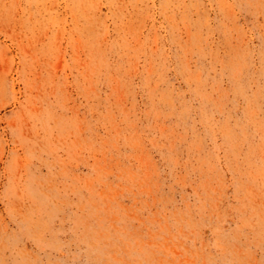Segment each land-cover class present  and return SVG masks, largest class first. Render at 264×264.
Returning <instances> with one entry per match:
<instances>
[{
  "label": "rangeland",
  "instance_id": "1",
  "mask_svg": "<svg viewBox=\"0 0 264 264\" xmlns=\"http://www.w3.org/2000/svg\"><path fill=\"white\" fill-rule=\"evenodd\" d=\"M0 264H264V0H0Z\"/></svg>",
  "mask_w": 264,
  "mask_h": 264
}]
</instances>
